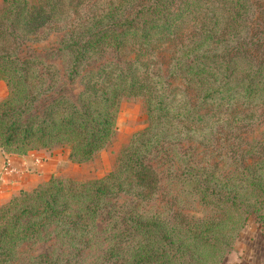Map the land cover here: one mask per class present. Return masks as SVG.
<instances>
[{
	"label": "trees",
	"instance_id": "16d2710c",
	"mask_svg": "<svg viewBox=\"0 0 264 264\" xmlns=\"http://www.w3.org/2000/svg\"><path fill=\"white\" fill-rule=\"evenodd\" d=\"M52 31L55 47L31 49ZM48 53L64 57L61 70ZM0 78L5 154L65 146L69 160L85 161L111 140L120 99L140 97L146 114L104 175L52 174L0 203V264L39 239L67 255L44 251L32 264H77L100 216L109 245L97 264H216L247 215L261 216L264 132L241 134L264 104V0H0ZM228 136L238 140L231 170L191 151L177 158L173 177L200 214L172 198L149 212L113 201L154 197L161 147Z\"/></svg>",
	"mask_w": 264,
	"mask_h": 264
},
{
	"label": "rangeland",
	"instance_id": "374dc122",
	"mask_svg": "<svg viewBox=\"0 0 264 264\" xmlns=\"http://www.w3.org/2000/svg\"><path fill=\"white\" fill-rule=\"evenodd\" d=\"M60 34V31H52L45 38L30 42V47L42 54L57 45ZM48 57L54 61L56 68L61 70L64 57L52 53H48ZM258 110H261L260 121L243 128L241 134L243 139L252 140L258 138L264 132V104L259 105ZM145 118L146 114L140 97L120 99L113 134L109 143L98 150L90 159L80 162L69 160L68 149L65 146L57 147L64 150L68 161L79 165V169L76 171V175L65 173H55L54 175L69 176L78 180L97 178L104 175L112 167L118 150L127 141L130 134L145 125ZM237 142L238 140L228 136L207 146H202L197 141H180L170 143L165 148L161 147L151 157L158 175V190L154 197L147 200L126 196L113 198V201L118 204V209L122 211L133 208L136 211L149 212L165 210L169 207L167 200L172 198V207L182 204L185 210L188 209L200 214L204 207L191 199L187 183L173 177L178 163V156L184 150L191 151L193 152L191 154V156H194L193 158L216 162L215 169L217 171L231 170L233 169L231 163L235 158L232 153L234 147H231V144ZM194 153L197 154L193 155ZM258 213L247 215L231 239L228 249L224 250L219 262L216 264H264V208L260 211L261 216ZM108 227L107 219L100 216L96 231L86 238L85 246L77 252V264H97L99 262L102 252L109 245L106 236ZM44 251L51 254L60 252L62 255H67L65 254L67 249L54 246V243L49 239H39L37 241H27V243L20 245L17 248V259L14 260L13 264H32L33 257Z\"/></svg>",
	"mask_w": 264,
	"mask_h": 264
},
{
	"label": "crops",
	"instance_id": "0c3cea01",
	"mask_svg": "<svg viewBox=\"0 0 264 264\" xmlns=\"http://www.w3.org/2000/svg\"><path fill=\"white\" fill-rule=\"evenodd\" d=\"M6 94L5 82L0 78V99ZM5 163L17 171L2 173ZM79 165L69 162L64 150L32 149L22 154H5L0 150V203L20 189H29L55 173L76 175Z\"/></svg>",
	"mask_w": 264,
	"mask_h": 264
},
{
	"label": "built area",
	"instance_id": "2783aa9c",
	"mask_svg": "<svg viewBox=\"0 0 264 264\" xmlns=\"http://www.w3.org/2000/svg\"><path fill=\"white\" fill-rule=\"evenodd\" d=\"M13 171H17V169L14 166H12L10 163H5L1 170L2 173L13 172Z\"/></svg>",
	"mask_w": 264,
	"mask_h": 264
}]
</instances>
